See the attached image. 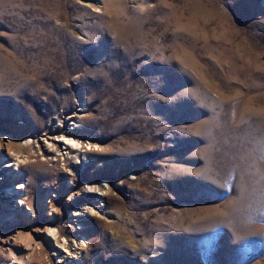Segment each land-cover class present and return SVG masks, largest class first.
<instances>
[{"label": "rangeland", "instance_id": "374dc122", "mask_svg": "<svg viewBox=\"0 0 264 264\" xmlns=\"http://www.w3.org/2000/svg\"><path fill=\"white\" fill-rule=\"evenodd\" d=\"M0 264H264V0H0Z\"/></svg>", "mask_w": 264, "mask_h": 264}, {"label": "bare ground", "instance_id": "6f19581e", "mask_svg": "<svg viewBox=\"0 0 264 264\" xmlns=\"http://www.w3.org/2000/svg\"><path fill=\"white\" fill-rule=\"evenodd\" d=\"M75 116V115H74ZM48 138V139H47ZM46 139H45V144H46V146L48 147V149H50V146H53L55 143H54V141L52 140L53 138L51 137V136H49V137H47ZM63 140L64 141H66V143L64 142L63 144H64V149H66V151H68V152H72V151H74V150H78L79 149V141L78 140H76V141H74L75 139L74 138H71V137H66V138H63ZM62 140V141H63ZM27 141V140H26ZM66 145V146H65ZM87 153V150H85V153L84 154H86ZM87 155V154H86ZM85 158V157H84ZM88 158V157H87ZM79 161V160H78ZM25 164V160H23V159H21L20 158V156H17L16 158H14V160L13 161H10V162H8V163H6L5 164V166H8V167H11L12 169H13V166H14V168L16 169L18 166L19 167H22L23 165ZM11 168H9L8 170H10ZM7 171V170H6ZM8 172V171H7ZM19 175H21V174H19ZM19 184L18 185H16L15 187L17 188V189H19V190H24L25 189V184H23V182L22 181H19L18 182ZM14 187V188H15ZM6 193L8 194V193H11V192H9V190H6ZM105 195L107 194V193H104ZM24 203V202H23ZM81 247H83V245H85V243L83 242V241H81ZM77 251H79L78 250V247L77 248H75L74 249V252H77ZM77 253H79V252H77ZM61 259H63V258H61ZM68 260L69 259H65L62 263H68Z\"/></svg>", "mask_w": 264, "mask_h": 264}]
</instances>
